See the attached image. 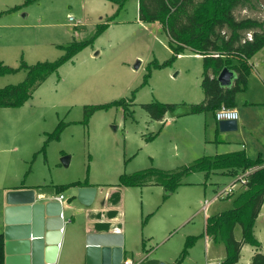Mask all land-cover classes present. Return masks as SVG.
I'll use <instances>...</instances> for the list:
<instances>
[{
	"label": "rangeland",
	"instance_id": "obj_1",
	"mask_svg": "<svg viewBox=\"0 0 264 264\" xmlns=\"http://www.w3.org/2000/svg\"><path fill=\"white\" fill-rule=\"evenodd\" d=\"M234 13L239 19L264 20L261 6H239ZM105 24L109 25L96 35ZM91 40L37 86L27 102L0 108L1 192L86 177L113 183L118 181V171L172 170L226 149L211 142L216 133L206 128L207 124L216 125L214 111L181 114L205 99L203 55L187 48L170 64L153 67L154 61L170 59L173 51L162 23L141 19L140 0H126L120 10L111 0H0V60L6 65L20 68L22 62L54 61L65 54L61 46ZM252 62L248 87L240 95L243 102L264 97V47ZM26 76L25 69L0 75V88L18 84ZM154 101L177 103L176 120L169 112L163 120L152 118L144 105ZM99 104L110 105L94 111L85 122L86 106ZM250 121L258 124L255 117ZM60 124L59 138L47 142ZM66 156L70 157L68 165L63 161ZM252 170L235 177L215 172L207 176L200 170L185 176L155 225H161L163 231L169 202L184 204L190 221L165 240L158 236L152 242L151 258L175 260L187 239L197 236L179 264L224 261V242L211 236L207 243L206 217L234 206L238 195L247 189L242 177ZM233 183L232 193L217 196ZM133 190L127 196L128 210L141 209L147 194L159 202L168 198L161 186L145 188L143 198L139 189ZM67 197H72L70 192ZM170 223L166 230L172 229L171 225L177 227L178 220ZM252 231L264 253V204ZM235 235L242 237L240 224ZM254 253L255 246L245 243L240 264H254Z\"/></svg>",
	"mask_w": 264,
	"mask_h": 264
},
{
	"label": "trees",
	"instance_id": "obj_2",
	"mask_svg": "<svg viewBox=\"0 0 264 264\" xmlns=\"http://www.w3.org/2000/svg\"><path fill=\"white\" fill-rule=\"evenodd\" d=\"M111 1L118 3L120 10L126 0ZM239 6L260 8L257 0H140L141 19L161 22L168 33L173 51L170 59L163 63L154 61L153 67L162 68L170 64L187 48L203 55L202 87L206 96L202 102L191 105L190 113L207 111L215 113L223 106L234 108L237 106V94L248 87L252 72L250 59L264 47V20L253 17L237 18L234 10ZM108 25H100L96 35ZM249 33L252 34V38H249ZM92 41H74L68 46H61L65 54L54 61H41L33 65L22 62L20 68H14L0 60V75L16 73L20 69L27 71V76L22 82L0 88V108L16 107L27 102L37 86ZM226 66L237 73V78L231 87H223L217 78ZM150 69L145 83L150 77ZM114 103L120 104L119 101ZM109 105L86 106L84 121L87 122L94 111ZM177 105V103L154 101L144 106L152 118L163 120L168 112L176 109ZM62 128L61 124L58 125L49 135L47 142L59 138ZM249 169L253 170L245 175L244 183L247 189L238 195L231 209L220 211L207 218L204 234L212 235L215 239L224 242L227 257L222 264H240L243 245L247 242L255 246L253 263L264 264L261 242L254 237L252 231L254 221L264 204V160L261 155L253 159L244 150H238L214 157L203 156L192 164L172 170L150 167L133 173H123L120 176V184L125 186L155 184L165 187L167 192H172L183 184L185 176L197 170L205 172L207 176L215 172L235 177ZM83 184L81 181H75L58 187L64 189ZM237 224L242 227L241 240H238L234 234ZM196 238L197 236H192L187 239L176 263L183 261ZM0 264H5V239L2 234Z\"/></svg>",
	"mask_w": 264,
	"mask_h": 264
},
{
	"label": "crops",
	"instance_id": "obj_3",
	"mask_svg": "<svg viewBox=\"0 0 264 264\" xmlns=\"http://www.w3.org/2000/svg\"><path fill=\"white\" fill-rule=\"evenodd\" d=\"M259 51H261V49ZM254 57L255 55L250 59L252 67V60ZM242 92L244 91L237 94V106L234 107L239 112L238 130L233 132H222L219 129L218 120H216V125L212 126L207 124L206 128L207 130L212 129V131L216 133L217 137L214 141H211L212 143L218 146L223 145L222 147L225 146L224 148L226 149L224 152L218 151L220 154L244 150L250 158L255 159L261 155L264 160V97H255L252 100L248 98L243 102L242 99L240 100ZM176 110L177 107L174 111L169 113L173 115ZM190 111L191 106L190 109L181 111V114L188 115L191 114ZM254 117L258 122L257 125H253L250 121V119ZM171 119L176 120L175 114ZM220 137L221 139H219ZM151 138H154V136ZM122 174L121 171H118V181L113 183L105 181L104 179L86 177L74 181L45 183L39 188L33 187V185H22L19 188H15H34L39 193H44L52 199L57 198L61 193L65 195V198L61 201L65 223L62 229L57 261L54 264H100L96 258H88L86 241L88 234L99 231L123 234L124 259H132L135 264H157L163 258L168 264H179L176 263L178 257L175 260L168 257L151 258V254L153 253L152 242L157 239L158 236L161 237V240L167 239L175 230L182 226L185 227L187 223H189L190 216L186 215L184 212L185 205L179 202H169L172 204L168 203L170 206L167 208L166 214L164 215L165 217L163 218L164 225L162 231V226L155 225V222L161 215L162 207L166 205V202L170 201V196L173 195L175 191L167 192L165 187L155 184L144 186L121 185L120 176ZM75 181L84 183L83 185L77 186H97V195L92 205L86 206L79 202L76 198V189L74 188L77 186H70L64 189H59L58 187L59 185ZM158 186L162 187V191L168 193L167 199L163 197L159 202L158 198L154 199L147 194V200L142 201L143 204L141 209L135 208L133 210H128L127 196H129L131 192L133 193V189H139L138 193L141 194L143 198L145 188ZM8 191V189L4 190V192L0 190V235L2 234L4 239L8 226L5 212L8 206L6 201V194ZM67 192H70L72 195L71 198L67 197ZM159 193L160 192H158V195ZM208 217H206V220ZM175 220H178L177 227L171 225L172 229L166 230L165 228L168 222L170 223ZM16 224V222L10 224V233H16L14 229ZM205 235L207 236V243L209 244L212 235ZM235 237L238 240L242 239V237L239 239L236 235ZM6 258L7 252L5 248V264ZM222 262L223 261H210L208 264H222Z\"/></svg>",
	"mask_w": 264,
	"mask_h": 264
},
{
	"label": "water",
	"instance_id": "obj_4",
	"mask_svg": "<svg viewBox=\"0 0 264 264\" xmlns=\"http://www.w3.org/2000/svg\"><path fill=\"white\" fill-rule=\"evenodd\" d=\"M264 8V0H257ZM139 66V65H138ZM137 66V67H138ZM223 87H231L237 73L224 67L218 75ZM222 132L237 131V119L218 121ZM68 165L70 157L63 159ZM76 198L86 206L93 204L97 186H77ZM6 222L8 224L5 248L6 264H54L64 227L63 206L57 198H49L34 188L11 189L6 194ZM16 222V233H10V224ZM88 258H96L100 264H121L124 259V236L116 232L99 231L87 235ZM157 264H168L159 261Z\"/></svg>",
	"mask_w": 264,
	"mask_h": 264
},
{
	"label": "built area",
	"instance_id": "obj_5",
	"mask_svg": "<svg viewBox=\"0 0 264 264\" xmlns=\"http://www.w3.org/2000/svg\"><path fill=\"white\" fill-rule=\"evenodd\" d=\"M71 19H73V17H71ZM248 36H249V38H252L251 33H249ZM214 114H215L216 120H218V121L223 120V119H237V120L239 119V112L235 108L223 106L220 109H218L217 111H215ZM242 180L245 182V176L242 177ZM233 185H234V183L225 187L221 192H219L217 194V196H220L222 194L225 195L228 193H232L233 189H234ZM64 198H65V195L62 193L57 196V199H59L60 201H63ZM121 264H135V263L133 262L132 259H123Z\"/></svg>",
	"mask_w": 264,
	"mask_h": 264
}]
</instances>
